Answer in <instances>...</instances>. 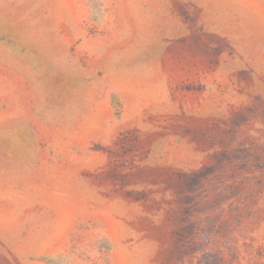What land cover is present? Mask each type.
Wrapping results in <instances>:
<instances>
[{
	"label": "rangeland",
	"instance_id": "374dc122",
	"mask_svg": "<svg viewBox=\"0 0 264 264\" xmlns=\"http://www.w3.org/2000/svg\"><path fill=\"white\" fill-rule=\"evenodd\" d=\"M0 264H264V0H0Z\"/></svg>",
	"mask_w": 264,
	"mask_h": 264
}]
</instances>
